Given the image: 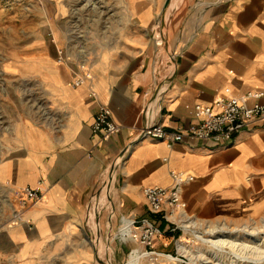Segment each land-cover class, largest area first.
I'll use <instances>...</instances> for the list:
<instances>
[{"label": "crops", "instance_id": "0c3cea01", "mask_svg": "<svg viewBox=\"0 0 264 264\" xmlns=\"http://www.w3.org/2000/svg\"><path fill=\"white\" fill-rule=\"evenodd\" d=\"M15 1L10 20L0 15L16 36L0 64L16 83L17 101L15 118L5 131L0 125V264H94L89 240L101 241V211H93L92 224L85 206L93 195L111 193L104 174L116 161L115 197L101 208L111 210L106 224L113 217H147L163 231L156 242L162 251H173L176 235L149 211L142 190L171 187L172 171L190 177L182 200L201 221L264 215V119L230 144L135 139L145 124L186 127L203 119L198 105L241 102L251 90L264 91V0H176L167 18L168 48L176 50L174 58L169 51L160 60L167 74L157 96L150 34L163 0H125L112 26L109 0ZM57 49L89 69L99 100L121 126L107 140L93 136L96 104L85 86L72 85L67 67L56 62ZM256 102L264 96L245 100ZM23 188L41 198L21 209L15 196Z\"/></svg>", "mask_w": 264, "mask_h": 264}, {"label": "built area", "instance_id": "2783aa9c", "mask_svg": "<svg viewBox=\"0 0 264 264\" xmlns=\"http://www.w3.org/2000/svg\"><path fill=\"white\" fill-rule=\"evenodd\" d=\"M56 51V62L64 64L68 68L72 85L85 86L88 97L96 104V113L91 123L93 136L107 140L111 135L118 133L121 126L111 120L109 107L99 100L89 69L80 64H71L64 52L58 49ZM171 55L174 58V52ZM160 60L161 58L157 57L151 69L156 83L155 96L161 95L164 91L165 81L158 83L155 75L156 65L161 64ZM263 96V90H251L245 94L241 102L217 99L211 106L201 107L198 105L196 110L204 116L200 122L170 129L160 123L145 124L136 130L135 139H156L165 142L168 146L186 142L188 139L212 140L230 144L250 124L264 119V103L256 102L251 106L245 103L246 99L256 100ZM170 177L172 179L171 187H146L143 188L142 193L149 211L159 215L160 219L167 224L166 232L176 235L173 239V251H162L156 247V242L163 236V231L147 217L120 216L119 226L113 234L112 240H116L122 246L129 242L134 243L133 247L128 250L127 259L123 264H195L197 261L201 264H209V260L204 256L202 259L199 257L200 251L193 250L191 247L193 241H202L197 234L209 237L213 233H208L211 225L209 222L201 221L185 210L182 189L190 181V177L184 172L175 171L170 172ZM39 198H41V194L36 189L23 188L16 194L15 201L19 208L23 209L30 201ZM94 199L95 195L86 203V220ZM17 215L18 213H15V217ZM124 225L128 227V236L114 237ZM182 241L185 245H189L187 247L189 250L181 246ZM204 244L210 246L207 243Z\"/></svg>", "mask_w": 264, "mask_h": 264}, {"label": "rangeland", "instance_id": "374dc122", "mask_svg": "<svg viewBox=\"0 0 264 264\" xmlns=\"http://www.w3.org/2000/svg\"><path fill=\"white\" fill-rule=\"evenodd\" d=\"M152 5H155V3L157 1H161V0H148ZM165 2V0H163ZM175 1L174 0H170L168 6L166 7L165 13L162 14L161 9L163 10V6L162 8L160 6L156 7L155 10V17L153 19L152 25H153V30L150 34L151 37V42H152V48H151V69L153 68V64L156 61L157 58V54H160L161 60L163 61L164 59L166 60V54L165 51L163 49V43H162V30H164L165 32V37L167 39L168 37V15L170 13V10L173 9ZM15 4H19L17 1L15 0H0V15L2 14L5 15L3 16L4 18L8 17V20H10V13L12 11L13 6H15ZM164 5V3H163ZM126 1L125 0H109V26H112L114 24L117 23V21L119 20V16L115 15V11L119 10V9H123L126 8ZM7 15V16H6ZM162 19H164V23L165 26L162 27L161 26V21ZM4 20V19H2ZM1 20V21H2ZM8 22L2 21L0 22V60L2 59L1 57H4L5 55L9 54L12 49L14 48L13 46H15V34H12L10 32V27L8 26ZM13 37V39H12ZM176 49L174 48H170L169 47V51H171V53H173ZM5 66H2L0 64V125H2V131H5V126L10 124V121H12L13 118H15V116L13 115V108L14 106L17 105V101L16 99L12 96L11 94V90L15 89V85L16 83L14 81H10L9 80V76L4 74V68ZM164 69L162 71V65L157 68V71L159 70L161 72V78L163 81V78L166 79V74H167V68L164 65ZM68 69V68H67ZM165 70V72H164ZM161 81H157L158 83H160ZM24 86H21V88L23 89ZM23 99V98H22ZM19 103V102H18ZM12 108V109H11ZM7 131H9V129H7ZM119 165L117 164V166H112L111 168H109V172L105 173L104 176L108 177V183H111V193L109 192V190H107V192H102L99 196H97L94 199V202L92 205H95V211L100 210V214L98 217L99 220V225L101 228V231L103 232L101 235V241H97L94 240L93 238H91V244H94V248H95V253H96V260L93 259V263L94 264H123L125 262V260L127 259V252L128 250L134 245V243H131V245H124L122 246L121 244H119L116 240H112V234L115 233L116 229L119 226V222H117L115 220V218L113 217L112 220L106 224V217L108 215V212H110V207L109 209L107 208H102V205H104L108 199V193L110 198H114L115 197V175H116V169ZM104 176L102 177V180L104 179ZM101 186V185H100ZM100 188V187H99ZM109 198V200L111 201V199ZM10 200V199H9ZM6 204H4V202L2 201V206H3V212H5L4 207ZM92 207V206H91ZM90 219H91V223H95L94 221V216H93V210L90 209L89 213H88ZM5 216V214L3 215ZM210 228L212 226H222L224 225L225 227H227V230L229 232H233V235H237V236H243V239L246 240H250V237L253 236H257L259 238H261V240L263 241L261 243V245L264 247V215L261 216L260 218L257 219H245L241 222H231V221H212L209 222ZM87 230L88 232H90L91 230V224L88 221L87 222ZM107 226V227H106ZM121 230V228H120ZM119 230V231H120ZM107 233V234H106ZM121 233V231H120ZM218 233L221 232H215L213 233V236L217 235ZM118 234H115L114 237H118ZM124 237V235H123ZM205 238H210L209 237H205ZM185 239H188L187 237H185ZM97 242V243H96ZM186 242V241H185ZM188 242V241H187ZM183 246H185V249L189 250L187 247H189V245H185V243L182 241ZM129 246V248H128ZM91 249L93 250L92 246H90ZM191 247L193 250H197L200 251L199 257L202 259L203 256L205 259L209 260V264H217L218 261L221 262V264H230L229 262V258H231L232 256L229 254L230 249L229 248H225V252H219L216 250H213L212 247L207 246L204 243H201L199 241H193L191 243ZM212 248V249H211ZM207 250H209L210 253L207 252ZM221 253V254H220ZM227 253V254H226ZM216 254V256L214 255ZM213 257V258H212ZM131 260V259H130ZM226 260V261H225ZM195 264H201L198 261ZM251 264V263H248ZM261 264H264L261 263Z\"/></svg>", "mask_w": 264, "mask_h": 264}, {"label": "bare ground", "instance_id": "6f19581e", "mask_svg": "<svg viewBox=\"0 0 264 264\" xmlns=\"http://www.w3.org/2000/svg\"><path fill=\"white\" fill-rule=\"evenodd\" d=\"M173 8H175V6H173ZM164 37H165V32L164 30H162V43L165 40ZM165 54L166 57H169L170 55L169 51H166ZM155 75L157 81L162 80L161 78H159L161 77V73H155ZM165 80L166 79L163 78V81ZM117 164L118 162L116 161L113 167L117 166ZM94 209H95V205H92L91 210L94 211ZM120 231L121 233L119 232V236L121 238L128 236L127 233L128 227H126L125 225L121 227ZM215 232H221V233H218L215 236L212 235L210 236V238H205L202 234H197V236L200 237L202 243L209 244L213 248V250L224 253L225 248H229L230 249L229 254L232 256L231 258H229L230 264H248V263L261 264L264 262V247L261 245V243L263 242L261 238L257 236H253L250 237V240L243 239L244 235L243 236H237L236 234L233 235L234 233L229 232L227 230V227H225L224 225L212 226L211 228H209L208 233L212 234ZM181 246L184 247L185 249V246H183V244H181ZM207 252L210 253L209 250H207ZM214 255L216 256V254ZM217 264H221V262L218 261Z\"/></svg>", "mask_w": 264, "mask_h": 264}, {"label": "water", "instance_id": "95a60500", "mask_svg": "<svg viewBox=\"0 0 264 264\" xmlns=\"http://www.w3.org/2000/svg\"><path fill=\"white\" fill-rule=\"evenodd\" d=\"M169 1L170 0H165V2H164V5H163V14H164V12H165V10H166V7L168 6V4H169ZM161 26L162 27H164L165 26V23H164V19H162V21H161ZM165 38V40H164V42H163V49H164V51L166 52V51H169V48H168V43H167V39H166V37H164Z\"/></svg>", "mask_w": 264, "mask_h": 264}]
</instances>
